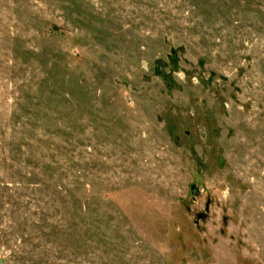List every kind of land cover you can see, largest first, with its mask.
Here are the masks:
<instances>
[{
  "label": "rangeland",
  "instance_id": "374dc122",
  "mask_svg": "<svg viewBox=\"0 0 264 264\" xmlns=\"http://www.w3.org/2000/svg\"><path fill=\"white\" fill-rule=\"evenodd\" d=\"M0 264H264V0H0Z\"/></svg>",
  "mask_w": 264,
  "mask_h": 264
}]
</instances>
